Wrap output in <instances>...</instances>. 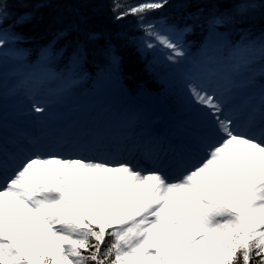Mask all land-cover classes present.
Masks as SVG:
<instances>
[{
  "label": "snow or ice",
  "instance_id": "6c2138e0",
  "mask_svg": "<svg viewBox=\"0 0 264 264\" xmlns=\"http://www.w3.org/2000/svg\"><path fill=\"white\" fill-rule=\"evenodd\" d=\"M167 3L141 0L119 12L117 2L114 11L143 23ZM144 32L145 47L170 50L172 61L185 55L154 24ZM105 55L118 63L110 47ZM189 90L214 139L178 176L125 160L26 157L0 183V264H264V108L257 134L225 114L215 93Z\"/></svg>",
  "mask_w": 264,
  "mask_h": 264
},
{
  "label": "trees",
  "instance_id": "16d2710c",
  "mask_svg": "<svg viewBox=\"0 0 264 264\" xmlns=\"http://www.w3.org/2000/svg\"><path fill=\"white\" fill-rule=\"evenodd\" d=\"M117 2L123 12L141 0H0L6 5L0 34L5 45L20 51L27 66H42L64 82L74 81L81 97L101 89L123 95L129 104L140 103L143 96L138 93L161 94L174 103L173 97L169 101L162 94L166 87L150 67L149 55L135 43L148 19L190 25L185 41L193 57L202 51L207 34L221 40L224 50L252 40L264 51V0H168L165 7L147 14L143 23L136 15L117 19ZM217 16L228 19L217 26L213 24ZM109 47L118 63L105 55ZM78 50L86 56L78 57Z\"/></svg>",
  "mask_w": 264,
  "mask_h": 264
},
{
  "label": "rangeland",
  "instance_id": "374dc122",
  "mask_svg": "<svg viewBox=\"0 0 264 264\" xmlns=\"http://www.w3.org/2000/svg\"><path fill=\"white\" fill-rule=\"evenodd\" d=\"M149 22L154 24L156 30L161 32V34L168 35L170 39L179 43L185 53L183 57H177L174 61L169 60L167 57L170 54V50L158 44L153 48L145 47V43L150 39L145 35V32L140 34L135 41L138 48L149 55L150 67L158 73L159 81L165 85L166 89L164 88L162 94L169 101L174 99L176 105L173 106L180 111L181 117L175 115L174 112H169L167 109L166 112L169 114V118L166 115L164 117H155L159 127H166L164 129L168 130L169 142L175 145V150L178 151V158L176 159L175 156L169 157L167 153L165 160L163 161L162 159L161 163H159L153 159L144 161L143 157L134 154L125 161L132 162L144 169L162 170L167 175L175 177L193 166L192 163L188 162L191 155L198 158V160L203 156L206 144L214 139V124L205 115L207 109L194 101L189 90V86L192 84L210 93H215L217 97L224 95L225 100H222L226 101V104L233 103L238 108H245L252 117L244 125L243 129L260 134L262 129L259 119L261 109L264 108V92L258 96L248 92L251 87L250 84L253 83L245 72L246 66L243 65L245 55L237 54L233 58V62H228L225 66H220L216 63L210 64L207 61L209 56L205 54L199 59L192 61L189 48L182 41V35L186 28L167 24L162 19L147 20L142 26L144 27V24ZM0 39H3L1 34ZM151 42L156 43L155 40ZM207 46L210 47L211 51L215 52L214 49L217 48L218 44L216 42H207ZM16 49L12 45L5 44L0 47V81H2L1 83L6 89L2 98L4 107L1 108V111H3V116L8 117L2 124L4 130L2 129L3 132L0 131V137L7 139L17 136L19 141L25 142L28 136L32 135L33 142L44 141L45 144V142L51 141L49 139L51 134L60 135L63 133L57 142L47 143L43 147L47 148L49 146L52 149L49 154L72 157L64 154L65 150L70 147L69 140L76 137L80 131L84 137H90L94 133V128L87 130V127L82 126L81 123H75L76 120H74L78 111L83 110L81 105L84 104V99H71L66 87L62 85L58 78L53 75L48 79L44 78L45 73L27 66ZM215 61L218 62L217 60ZM203 71L207 74L206 81L200 82L198 80L200 77L199 73ZM219 81L223 82L214 89L211 83ZM220 88L222 89L220 90ZM88 94L90 96L92 92ZM93 94L92 101L95 102L96 107H101L111 102L112 108H117L121 104V98L107 99L99 90L94 91ZM147 100L149 103L144 105L142 111L137 110L136 116L132 115L123 118H128L125 121L132 124V137L129 145L133 148L137 147L135 144L139 138L138 134L139 136L140 134L142 135L143 130L146 128L148 114L151 112L158 114L155 108L156 100H161L163 103L166 101L161 94L156 99L147 97ZM7 106L11 107L10 111H7ZM37 106L44 108V112H36L35 108ZM225 114H230L235 120L234 112H229L225 109ZM74 124L78 126H74ZM102 126L98 127L96 135L100 134V132L104 133L105 127ZM114 127V121H109L107 130H112ZM16 131H20L21 134L17 132L14 135ZM140 141L138 144H140ZM30 147L35 148L37 146L32 144ZM92 156L93 158L89 159H103L93 153ZM107 157H110V155ZM144 163L145 165H142ZM178 163L180 166L176 167L175 165Z\"/></svg>",
  "mask_w": 264,
  "mask_h": 264
},
{
  "label": "bare ground",
  "instance_id": "6f19581e",
  "mask_svg": "<svg viewBox=\"0 0 264 264\" xmlns=\"http://www.w3.org/2000/svg\"><path fill=\"white\" fill-rule=\"evenodd\" d=\"M212 84H214V85H218V83H212ZM245 111H243V110H241L240 111V113L242 114V116H241V119H243L245 116H246V113H244ZM157 115H155L153 112H151V114L148 116V118L150 119V120H153L155 117H156ZM165 115H163V114H161V117H164ZM167 116V115H166ZM168 117V116H167ZM248 117V116H247ZM169 118V117H168ZM237 118H239L240 119V116H237L236 117V119ZM151 122V121H150ZM153 123L155 124V121H153ZM156 123L158 124V122L156 121ZM157 124H155V126H148V128L146 127V133L147 134H149V133H152V135H149V136H151L152 137V139H154V135L155 136H157L158 135V137H160V132H159V130L161 129V128H165V127H158V125ZM166 141V140H165ZM160 145V143H158V146ZM22 154H25V152H23ZM22 154H21V156H22ZM197 160V158L196 157H194L193 155H191L190 156V158H189V160H188V162H195Z\"/></svg>",
  "mask_w": 264,
  "mask_h": 264
}]
</instances>
